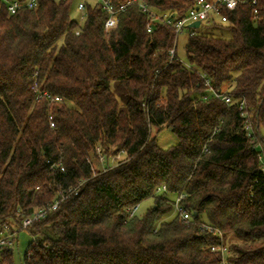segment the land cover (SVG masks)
I'll return each mask as SVG.
<instances>
[{"label": "trees", "instance_id": "16d2710c", "mask_svg": "<svg viewBox=\"0 0 264 264\" xmlns=\"http://www.w3.org/2000/svg\"><path fill=\"white\" fill-rule=\"evenodd\" d=\"M146 2L182 18L197 0ZM72 3L38 0L15 15L0 3V231L82 183L26 229L36 240L24 264H220L212 249L222 245L230 264H264V0L207 26L228 38L189 36L186 62L174 28L149 33L137 5L106 33L99 0L86 2L83 26ZM36 82L62 102L39 100ZM154 128L179 144L161 148ZM98 148L108 159L127 155L95 171ZM180 195L190 223L174 211ZM149 200L130 218L128 209ZM13 253L0 250V264H15Z\"/></svg>", "mask_w": 264, "mask_h": 264}, {"label": "built area", "instance_id": "2783aa9c", "mask_svg": "<svg viewBox=\"0 0 264 264\" xmlns=\"http://www.w3.org/2000/svg\"><path fill=\"white\" fill-rule=\"evenodd\" d=\"M102 10L105 11L109 16L108 19L105 22V31L106 33H109L115 29H117L119 25V15L120 13L127 10L128 7L132 5H137L140 10L146 14L149 18V23L147 24V31L149 33H152L154 29L157 27H163L165 25L172 26L175 30L176 34V44L178 37L183 33L185 28H188L190 33L189 36L196 35V28L191 27L190 25L196 22L200 23L201 28L203 25L205 26H213V25H225L228 23V13L236 11L240 6L251 4L256 6L257 0H252L251 2L249 0H197L196 4L187 12V14L182 18H177L176 15L168 14V13H162L159 12L153 8H151L146 0H130L126 4L120 6V8H117L115 6L114 0H99ZM0 3L6 4V7L10 13V15H15L19 11L24 9H35L38 7V0H26V1H20V0H0ZM78 11L86 15V2H82L78 5ZM255 14L258 13L257 9H255ZM82 20H84V16L81 17ZM79 34V31L77 32ZM177 47V46H176ZM171 59H174L175 56V48L170 51ZM207 86L209 85V82H207ZM33 90L37 93V98L39 100L41 99H47V100H54L55 102H62V99L59 97H56L53 99V97L48 92H43L40 89L39 84L36 82ZM212 95L224 101L226 104L231 103V98L227 95H221L214 91H212ZM244 108V102L240 104V109L243 110ZM244 117V114H242ZM50 127L54 129L56 127L54 117L52 114H50L49 117ZM249 126L247 125L245 129L248 131ZM99 162L102 164L104 163L105 167L102 170V172H107L112 168H115L118 164H120L122 159V156L126 157L125 151H120L118 154L112 156L110 159H108L101 151L100 148L97 149ZM109 161V162H108ZM105 162H107L105 164ZM51 166V169H60L61 171H64V168L60 164H52L50 161L48 162ZM84 182V181H83ZM82 183H80L77 187H71L69 190L61 195L60 200L55 201L53 204L35 210L31 215L25 217L21 221V226L16 228L15 230H12L9 225H5L3 227V230L0 231V250L4 248H10L12 249L16 241L18 239L19 234L31 227L34 223L41 221L42 219L46 218L51 212L58 209L60 202L66 200L71 195H78L79 189L81 187ZM166 187H161L157 189V193H161L166 191ZM184 195H180L176 201H175V208L174 211L176 214L180 215V217L186 222L190 223L192 221V215L185 210V208L180 204L182 199H184ZM140 205H137L136 207L132 209H128L127 213L129 214L130 218H133L137 213L139 212ZM203 228L209 229L211 232L218 235L221 239L223 238L222 233L214 228H211L209 226L203 225ZM33 240H36L35 238ZM214 252H221L222 254V261L220 264H230V262L227 259L229 250L225 245L220 246L219 248L214 247L212 249Z\"/></svg>", "mask_w": 264, "mask_h": 264}, {"label": "rangeland", "instance_id": "374dc122", "mask_svg": "<svg viewBox=\"0 0 264 264\" xmlns=\"http://www.w3.org/2000/svg\"><path fill=\"white\" fill-rule=\"evenodd\" d=\"M82 2H88L90 4H94V0H73L71 7V18L81 26H83L86 16L85 13L81 14L78 11V5ZM82 15L84 16V20L81 19ZM196 31L199 34L215 36V37L228 38L230 36L227 31H223L222 29L216 27H207L205 25H203L201 28H198ZM189 33H190L189 29L185 28L183 33L178 37L176 44L178 56L185 62H186L185 46L189 38ZM152 136L156 138L157 144L163 149H169L179 144L178 137L168 128H163L161 130H157L154 128L152 130ZM121 156L122 159L125 158V156L123 155ZM106 163L107 162H105V164ZM93 167L95 171H102L105 165L104 163L102 164L98 160L93 159ZM152 204H153L152 200L145 201L140 205V209L137 214L140 216L145 214L146 211L152 206ZM32 241L33 238L31 237L30 233L27 230H24L19 234L17 242L13 247L15 264H24V257Z\"/></svg>", "mask_w": 264, "mask_h": 264}, {"label": "water", "instance_id": "95a60500", "mask_svg": "<svg viewBox=\"0 0 264 264\" xmlns=\"http://www.w3.org/2000/svg\"><path fill=\"white\" fill-rule=\"evenodd\" d=\"M190 26L193 27V28L198 29L200 27V23L196 22V23L191 24ZM195 216H197V214H195Z\"/></svg>", "mask_w": 264, "mask_h": 264}]
</instances>
